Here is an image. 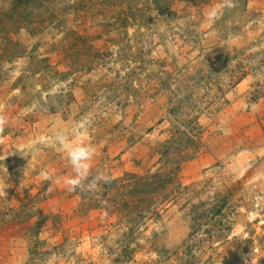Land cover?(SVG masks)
<instances>
[{
    "label": "rangeland",
    "instance_id": "1",
    "mask_svg": "<svg viewBox=\"0 0 264 264\" xmlns=\"http://www.w3.org/2000/svg\"><path fill=\"white\" fill-rule=\"evenodd\" d=\"M211 2L214 4L217 0ZM210 6L204 7L193 19L166 23L168 26L162 24L160 31L166 32L162 35H154L155 31L151 29L142 36L141 32L131 29L129 45L125 43L128 38L121 34L102 35L103 40H111L104 44L97 38L98 32L102 31L97 27L98 19L91 20V25L88 22L89 28L85 32L88 42L98 50L107 49L106 54L114 53L113 60L105 57L108 64L121 67L125 62L121 51L127 46L134 47L137 65L135 59L129 63L136 65V70L141 66L137 70L140 75L135 72L128 75L125 69L121 70L120 82L113 80L115 75L112 80L101 78V72L113 69L100 66L104 65L103 60H96L92 66H98L102 71L89 74L76 72L66 65L70 60L65 65L55 66L64 75L68 74L62 82L53 81V77L45 72L30 75L26 59L6 64L9 74L2 73L6 77L0 79V108L8 118L0 140V188L6 194L0 195V223H4L0 227V264L111 263L121 250L125 223H119L120 216L116 219L104 208L93 206L88 209L90 211L82 210V207L79 210L80 193L84 190L70 192L64 186V179L73 175V170L66 152L54 140L60 132L71 135L75 121L92 119L89 134L97 148V156L92 162L89 179L98 170L117 179L125 173L143 174L151 169L157 162L160 143L166 140L169 131L166 122L158 125L164 111L156 100L164 101L168 92L164 88L159 91L156 74L159 72L165 80L168 69L182 68L194 57H198L195 65L206 69L215 56L235 43H239V49L248 48L245 55L264 51V0H248L245 13L227 15L215 28V20L207 15ZM174 8L183 15L188 9L184 1L178 0ZM226 23L228 33L232 31L233 34L224 38L220 31ZM188 24H194L191 30L198 31L200 36L195 48L184 42ZM235 26L244 30L237 34V30H232ZM201 29H204L203 33ZM46 33L49 40L52 31ZM259 37L263 44L251 45L256 44ZM26 41L33 40L26 38ZM142 49L144 53L138 54ZM139 57L145 62H139ZM152 60L162 64V68L150 63ZM21 75H26L24 82L17 80ZM125 78L138 84L141 82V87L136 92L130 91L124 84ZM256 80L259 79L252 81ZM252 81L243 79L239 89L243 93L250 92L254 86ZM117 85L121 88L117 89ZM71 89L74 99L67 97L68 100L59 101V106L51 113L46 107L48 94L45 90L64 95ZM55 99L56 95L52 97L53 101ZM200 122L204 127V148L195 158L182 163L178 172L180 181L187 187V196L197 200L198 196H210L224 187H234L239 179L245 180V185L235 187L233 192L235 201L231 207L234 219L236 217L238 221L232 231L235 259L230 263L264 264V98L252 104L249 110L229 107L209 117L202 116ZM81 138L87 140L88 135ZM45 174L52 179H44ZM100 190L101 186L97 191ZM166 204L167 211L157 223L148 222L141 235L135 232L127 237L129 258L134 261L131 264H163L167 256L176 258V254L183 253L189 233V204L185 209L182 204L180 207L172 202ZM87 205L84 204L85 209ZM22 208H34L48 215L37 238L38 243L44 242L42 249L49 254L42 257L30 253L36 239L31 230L33 222H4L11 217L12 211ZM79 259L82 262L78 263ZM130 259L124 260L130 264Z\"/></svg>",
    "mask_w": 264,
    "mask_h": 264
},
{
    "label": "trees",
    "instance_id": "2",
    "mask_svg": "<svg viewBox=\"0 0 264 264\" xmlns=\"http://www.w3.org/2000/svg\"><path fill=\"white\" fill-rule=\"evenodd\" d=\"M176 1L0 0V79L4 80L2 77H6L1 75L2 73L9 74L6 64H12L19 59H26L30 75H41L45 72L53 77V81L60 82L66 80L68 74L64 75V72L55 66L65 65L67 60L70 62L66 65H70L76 72L84 71L87 74L95 70L102 71L98 66L95 67L96 69L92 66L96 60H103L104 65L100 66H105L109 70L113 68L110 72H101V78L106 80H112V76L115 75L113 80L120 82L119 72L124 69L128 75L134 72L140 75L137 70L141 66L136 70L134 47L127 46L121 51L124 53L123 61H125L121 67L108 64L105 57L109 56L108 60H113L114 53L106 54L104 52L107 49L98 50L88 42L89 37L85 33L89 28L88 22L90 24L91 20L98 19L97 27L102 31L98 32L97 38L104 44L107 45L111 40H103L102 35L121 34L128 38L125 43L129 45L131 29L141 32L142 36L151 29L155 31L154 35H162L166 33L160 31L162 24H177L176 22L186 20L185 18L193 19L204 7L212 4V0L192 2L178 0L184 1L188 7L183 15L174 11ZM234 4L235 7L226 9L224 14L214 21V28L225 21V16L247 11L248 0H234ZM196 25L198 28L199 25L197 23ZM192 26L195 25L188 24L184 30V42L195 48L198 46L200 36L198 31L191 30ZM234 29L238 31L237 34L244 30L243 27L236 26L232 30ZM49 30L52 33L47 40L46 32ZM203 30H200L201 33ZM220 32L224 38L233 34L232 31L228 33L227 23ZM26 38L33 41L24 42ZM203 40L202 37L201 41ZM238 44L229 46L226 52L215 56L206 69L199 68L198 57H194L182 68L173 71L168 69L165 80L161 79V74L158 72L156 76L159 91L164 88L168 92L167 99L156 100L164 111V117L158 121V125L166 122L169 131L168 137L160 143L156 152V164L143 174L125 173L122 178H111L110 183L100 184L102 188L100 191L80 193L82 201L79 206L80 211L81 207L85 211H90L88 209L93 206L104 208L106 213L115 216L116 219L120 216L119 223H125L126 230L122 232L121 250L112 258L110 264H127L126 260L130 259L127 237L135 232L141 235L148 222H156L162 218L168 208L166 203L171 202L174 205L178 204L177 207L182 204L184 209L189 204V233L183 244V253L179 255L173 253L177 255L176 258L167 256L163 264H232L231 260L235 259V251L232 250L235 238L232 236V231L238 219L236 217L234 219L231 205L235 201L234 188L242 186V183L245 185V180L239 179L234 187H224L210 196H198L197 200H192L190 195L187 196V187L182 185L178 172L182 163L195 158L204 148L202 140L204 127L200 122L202 116L209 117L229 107L249 110L252 104L264 98L260 96L264 93V51L245 55L248 48L239 49ZM262 44L259 37L256 39V44L251 45ZM143 53V49L138 51V54ZM132 59H135V66L129 63ZM141 61L145 62L139 57V62ZM150 63L162 68V64L156 60ZM25 76L21 75L17 80L24 82ZM256 78L259 80L252 81ZM243 79H250L252 84L254 83L253 89L248 93H243L238 87ZM136 82L132 79L130 81L124 79V84L128 85V89L132 92H136L141 87V82L139 84ZM119 87L120 85L116 86L117 89ZM45 92L48 94L46 107L51 113L59 106V101L67 97L74 99L73 89L64 95L52 93L50 90ZM51 95H56L55 101L52 100ZM193 187L196 188L195 185ZM85 203L88 204L86 209ZM24 209L12 211L9 214L11 217L4 222H33L31 230L36 239L32 243L30 253L41 254L43 257L49 254V251L42 249L44 242L38 243L37 236L48 215L34 208ZM3 224L0 223V227ZM77 262H82V259ZM133 262L129 260L130 264Z\"/></svg>",
    "mask_w": 264,
    "mask_h": 264
},
{
    "label": "clouds",
    "instance_id": "3",
    "mask_svg": "<svg viewBox=\"0 0 264 264\" xmlns=\"http://www.w3.org/2000/svg\"><path fill=\"white\" fill-rule=\"evenodd\" d=\"M235 7L234 0H217L212 4L207 15L213 21L220 18L226 9ZM92 119L82 118L74 122L71 135L65 132L57 134L54 143L58 144L66 152L69 165L73 170V175L66 177L63 181L68 191L74 192L77 189L84 191H96L101 183L111 182V177L102 171H97L96 175L89 179L92 171V162L97 156V148L92 142L89 130L92 126ZM8 124V118L3 109L0 108V140L3 139L5 128ZM87 134L88 139L81 137ZM44 179H52L48 174ZM0 195H6L5 191L0 188Z\"/></svg>",
    "mask_w": 264,
    "mask_h": 264
}]
</instances>
